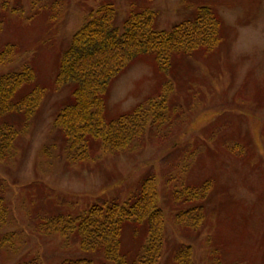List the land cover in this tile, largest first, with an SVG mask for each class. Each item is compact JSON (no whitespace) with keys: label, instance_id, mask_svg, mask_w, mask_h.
Listing matches in <instances>:
<instances>
[{"label":"rangeland","instance_id":"1","mask_svg":"<svg viewBox=\"0 0 264 264\" xmlns=\"http://www.w3.org/2000/svg\"><path fill=\"white\" fill-rule=\"evenodd\" d=\"M0 1L8 3L6 11L0 7V50L6 44L17 48L11 60L0 63V76L29 66L45 90L26 129L25 121H17L13 154L0 165L7 207L0 240L9 238L0 264L32 258L41 264L106 263L82 252L75 236H42L35 226L58 214L83 216L93 205L124 204L148 176L157 180L165 216L159 264H175L183 247L192 249L193 264H264V0ZM105 3L114 6L119 22L131 9L154 11L163 31L193 19L198 7H209L221 20L222 44L210 54L176 57L169 73H160L150 58L134 63L110 85L105 121L145 107L148 100L163 110L147 115L145 135L130 151L104 153L92 141L87 159L72 163L55 127L71 99L69 88L55 89L58 59L88 15ZM157 117L161 120L154 123ZM205 182L211 187L200 203L202 226H176L175 210L183 206L173 205L170 197ZM142 235L133 243L132 227L125 226L122 252L135 255Z\"/></svg>","mask_w":264,"mask_h":264},{"label":"trees","instance_id":"2","mask_svg":"<svg viewBox=\"0 0 264 264\" xmlns=\"http://www.w3.org/2000/svg\"><path fill=\"white\" fill-rule=\"evenodd\" d=\"M3 11L8 9L1 2ZM82 28L60 54L55 76V89L69 88L70 100L57 114L55 127L63 137L64 153L70 162H83L89 156L91 142H97L104 153L123 154L145 135L149 113L163 108L151 100L134 110L106 122L105 96L110 85L142 58H150L160 73H169L176 57H188L200 52L210 54L222 44V23L209 7H198L193 19L182 21L169 30H158L154 11L131 9L121 22L111 3L91 12ZM3 22L0 21V32ZM17 52L13 44L0 50V63L11 60ZM165 86H170L165 84ZM45 90L37 84L35 71L24 66L19 72L0 76V165L12 156L20 135L17 121L23 128L38 111ZM16 118V121L13 119ZM154 120V119H153ZM157 117L154 123L160 121ZM211 183L188 186L170 199L175 206L176 226L198 229L204 222L200 203L205 201ZM1 188V185H0ZM185 208V209H184ZM7 218L4 193L0 189V229ZM132 227L131 240L137 243L143 232L137 253L122 252L121 238L125 226ZM37 232L47 237L75 236L79 249L99 255L106 263L99 264H159L165 244V216L159 207L158 185L154 176L146 177L138 192L126 203L93 205L83 216L58 214L39 220ZM9 240H0L1 248ZM190 247L180 248L174 255L175 264H193ZM97 260H99L97 258ZM19 264H41L38 259H26ZM61 264H96L88 259H70Z\"/></svg>","mask_w":264,"mask_h":264}]
</instances>
